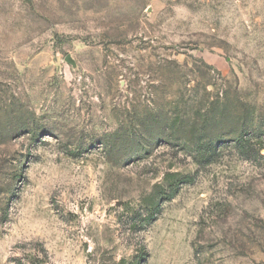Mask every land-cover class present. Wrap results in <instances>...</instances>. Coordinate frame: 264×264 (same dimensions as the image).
<instances>
[{"label":"rangeland","instance_id":"1","mask_svg":"<svg viewBox=\"0 0 264 264\" xmlns=\"http://www.w3.org/2000/svg\"><path fill=\"white\" fill-rule=\"evenodd\" d=\"M0 264H264V0H0Z\"/></svg>","mask_w":264,"mask_h":264},{"label":"water","instance_id":"2","mask_svg":"<svg viewBox=\"0 0 264 264\" xmlns=\"http://www.w3.org/2000/svg\"><path fill=\"white\" fill-rule=\"evenodd\" d=\"M66 60L70 63H74V61L72 60V57L70 55L67 56Z\"/></svg>","mask_w":264,"mask_h":264},{"label":"trees","instance_id":"3","mask_svg":"<svg viewBox=\"0 0 264 264\" xmlns=\"http://www.w3.org/2000/svg\"><path fill=\"white\" fill-rule=\"evenodd\" d=\"M180 182H182V181H180Z\"/></svg>","mask_w":264,"mask_h":264}]
</instances>
